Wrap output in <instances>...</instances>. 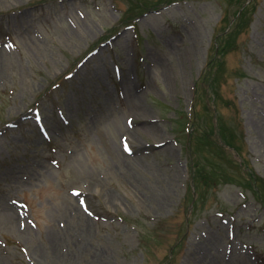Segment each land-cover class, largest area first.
<instances>
[{
  "label": "rangeland",
  "instance_id": "obj_1",
  "mask_svg": "<svg viewBox=\"0 0 264 264\" xmlns=\"http://www.w3.org/2000/svg\"><path fill=\"white\" fill-rule=\"evenodd\" d=\"M36 258L264 264V0H0V264Z\"/></svg>",
  "mask_w": 264,
  "mask_h": 264
},
{
  "label": "bare ground",
  "instance_id": "obj_2",
  "mask_svg": "<svg viewBox=\"0 0 264 264\" xmlns=\"http://www.w3.org/2000/svg\"><path fill=\"white\" fill-rule=\"evenodd\" d=\"M129 85V84H128ZM84 232H89V229L86 227V229H84ZM77 246H80V243H78ZM76 254V252H69V253H64L63 250H60L59 249V246H57L55 243H54V246H53V250L51 252V256H50V259L52 260V262L54 263V261H57L59 260L60 258L62 259H66V260H70L71 257ZM42 258V257H41ZM37 259V258H36ZM38 261L41 260L42 264L43 262H45V258L42 260V259H37ZM47 262V261H46Z\"/></svg>",
  "mask_w": 264,
  "mask_h": 264
},
{
  "label": "trees",
  "instance_id": "obj_3",
  "mask_svg": "<svg viewBox=\"0 0 264 264\" xmlns=\"http://www.w3.org/2000/svg\"><path fill=\"white\" fill-rule=\"evenodd\" d=\"M248 11H249V7H248V6H247V7H244L243 10L241 11V13H240L239 16H240L241 18H246L247 14L249 13ZM220 131H222V128H219V132H220ZM228 145H230L231 147L233 146V147H235L236 149H238V147H237L236 144H228ZM233 147H232V148H233ZM235 148H234V149H235ZM226 175L228 176V174H226ZM251 176H254V175L251 174Z\"/></svg>",
  "mask_w": 264,
  "mask_h": 264
}]
</instances>
